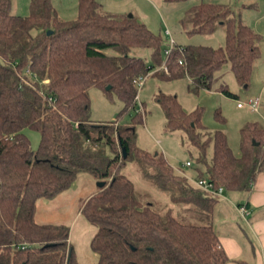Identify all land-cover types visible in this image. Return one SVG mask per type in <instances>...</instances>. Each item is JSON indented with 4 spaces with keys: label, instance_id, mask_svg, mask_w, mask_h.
<instances>
[{
    "label": "trees",
    "instance_id": "trees-1",
    "mask_svg": "<svg viewBox=\"0 0 264 264\" xmlns=\"http://www.w3.org/2000/svg\"><path fill=\"white\" fill-rule=\"evenodd\" d=\"M178 25L187 36H209L220 27L223 47L174 46L164 61L161 36L131 15L102 12L96 0H77L76 16L69 21L57 18L51 0H30L25 17L12 15L9 0H0V264H77L67 242L68 228L39 225L34 213L38 200H52L66 191L78 174L104 183L80 208L96 229L89 242L96 264L227 262L210 223L188 225L169 211L158 214L141 203L121 172L127 162L150 169L143 177L176 206L189 205L210 215L216 203L176 174L163 157L135 146L138 116L119 125L134 109V82L163 61L166 73L158 71L156 77L166 82L188 79L192 93L209 91L213 74L226 64L236 83L248 87L260 37L228 6L198 3L185 10ZM143 51L147 58L135 55ZM90 89L116 93L124 107L115 120L89 119ZM216 91L236 100L224 86ZM155 99L165 129L183 132L197 151L204 171L196 169L194 179L204 178L224 192L248 193L256 177L264 175V127L246 123L233 151L222 132H205L199 109L186 114L173 97L159 94ZM215 118L222 121L217 112ZM24 129L39 134L35 151Z\"/></svg>",
    "mask_w": 264,
    "mask_h": 264
},
{
    "label": "rangeland",
    "instance_id": "rangeland-1",
    "mask_svg": "<svg viewBox=\"0 0 264 264\" xmlns=\"http://www.w3.org/2000/svg\"><path fill=\"white\" fill-rule=\"evenodd\" d=\"M98 1L96 0L97 3ZM104 1L109 4L110 0ZM198 1L199 3L227 5L235 16L240 14L242 6L252 4L253 8L248 11V18L245 21L252 32L260 31L257 32L260 37V49L259 59L254 63L248 87L244 89L236 83L227 64L213 74L209 91H198L197 93L188 90L189 82L186 79L162 81L156 77L158 71L153 70L145 77L141 87L136 90L135 98L137 97V100L134 98V109H130L119 120V125L129 124L134 115L138 116L141 122L134 124L135 146L149 155L163 157L174 171L177 170L184 175L193 177L195 170L203 172L204 166L197 163V151L188 143L183 132L165 129L164 113L155 99L157 95L161 94L175 98L180 109L186 114L199 109V123L205 129V132L210 136L215 131L222 132L233 151L237 148L238 131L246 123L256 122L264 127V0ZM9 2L12 15L19 17L28 15L30 0H9ZM51 6L60 20L69 21L76 16L77 0H51ZM102 7L100 10L106 13ZM145 12L148 15V23H152L155 27L152 32L158 34L157 31L160 26L155 14L147 9ZM256 20H259L258 25H254L257 22ZM147 29L151 30V28ZM173 39L175 43L181 45H206L212 49L222 48L224 44L223 29L220 27H217L215 32L208 37L197 35L186 37L184 34H176L173 35ZM162 41L164 43L163 38ZM136 54L147 58L148 52H135ZM219 86H224L229 93L235 95L236 100L226 98L218 93L216 89ZM254 97L261 99L258 113L250 112L242 107L244 102L248 99H254ZM88 99L89 119L95 123L115 120L124 107L115 92L106 93L98 89H90ZM215 112L221 117V122L216 120ZM22 134L27 138L31 150L35 151L39 143V134L30 129H24ZM211 153L212 143L210 142L205 150L207 163L211 158ZM187 162L190 164L188 168L184 167ZM143 171L150 173V169H143L132 162H127L121 171L132 183L143 205H151V208L160 215L169 211L174 219L183 224L205 225L210 223L212 225V212L208 215L189 205L176 206L171 204L168 194L156 190L143 177ZM186 181L194 187L190 181ZM96 189V182L90 176L78 174L69 189L58 194L52 200H38L35 204V223L39 225H62L68 228L67 242L72 249L77 264H96L97 256L89 248L90 239L96 229L90 226L80 214L83 201L91 197Z\"/></svg>",
    "mask_w": 264,
    "mask_h": 264
},
{
    "label": "crops",
    "instance_id": "crops-1",
    "mask_svg": "<svg viewBox=\"0 0 264 264\" xmlns=\"http://www.w3.org/2000/svg\"><path fill=\"white\" fill-rule=\"evenodd\" d=\"M198 3V0H188L184 3L176 4H167L164 3L163 0H110L109 4L104 0L98 1L100 8L103 6L102 8H104L106 13L114 16L130 14L147 28H151V32L155 30V27L152 23H148V15L145 10L147 9L154 13L160 26L157 35L164 39L165 47L167 45L166 32L172 39L173 46H187L175 43L173 35L184 34L179 28V20L185 10ZM241 8L242 11L238 17L241 23L247 27L248 25L245 20L248 18V11H251L253 6L250 4L248 6H242ZM258 21L254 23V25H258ZM255 32L257 34V32L260 31H254V33ZM152 33L154 34V32ZM185 36L190 37L187 35ZM204 46L207 47L206 45ZM258 49H260L259 44ZM186 80L188 81V79ZM257 99L259 101L261 100L259 97H257ZM256 113H258V110ZM174 172L176 174L179 173L180 176L184 177L186 180L194 179L193 176L184 175L177 170ZM93 181L96 182L95 180ZM97 190L98 189L94 190L92 195L95 194ZM240 206L244 207L247 211V215L243 218L239 216L237 211V208ZM212 215V229L218 238L220 247L228 258L225 264H264L263 174H259L256 177L255 182L248 193L222 192L220 198L216 199V203L212 209Z\"/></svg>",
    "mask_w": 264,
    "mask_h": 264
},
{
    "label": "built area",
    "instance_id": "built-area-1",
    "mask_svg": "<svg viewBox=\"0 0 264 264\" xmlns=\"http://www.w3.org/2000/svg\"><path fill=\"white\" fill-rule=\"evenodd\" d=\"M166 36H167V45H166L165 50H163V53H162L163 57H164V61H165V58L168 56L169 52L171 51V49L174 47L173 46V41L169 37L167 32H166ZM164 61L162 62V64L158 68H156L154 70L162 71V72L166 73V68H165V65H164ZM178 64H180V62ZM151 72H149V73H151ZM145 77H143V78H141V79H139V80L134 82V85L136 86V89L141 87L142 82L144 81ZM135 99L137 100V97ZM259 103H260V101L257 98L249 99V100H247L246 102H244L242 104V107L246 108L250 112L256 113L258 108H259ZM184 167H189V163L188 162L185 163ZM188 181L191 182V184L194 186V188L202 191L204 194H206V195H208V196H210L212 198H215V199L220 198V196H221V194L223 192L222 188L214 189L212 187V185L210 183H208V181L206 179H204V178H202V179H190V180L188 179ZM237 211H238V214H239V216L241 218H243V217H245L247 215L246 209L244 207H242V206L238 207Z\"/></svg>",
    "mask_w": 264,
    "mask_h": 264
},
{
    "label": "water",
    "instance_id": "water-1",
    "mask_svg": "<svg viewBox=\"0 0 264 264\" xmlns=\"http://www.w3.org/2000/svg\"><path fill=\"white\" fill-rule=\"evenodd\" d=\"M47 34H49V32H47ZM107 90H108V88L105 89V91H107ZM123 156H124V152H123ZM103 186H104V183H102V182H96V188L97 189H100Z\"/></svg>",
    "mask_w": 264,
    "mask_h": 264
}]
</instances>
